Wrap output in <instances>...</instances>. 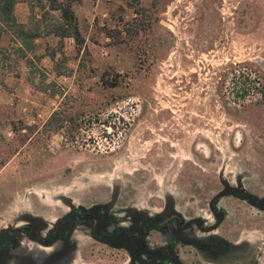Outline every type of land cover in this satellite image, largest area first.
<instances>
[{"label":"rangeland","instance_id":"1","mask_svg":"<svg viewBox=\"0 0 264 264\" xmlns=\"http://www.w3.org/2000/svg\"><path fill=\"white\" fill-rule=\"evenodd\" d=\"M73 8L80 52L42 36L18 68L0 70L3 90L13 89L0 109V225L22 212L53 215L35 210L109 185L156 206L167 197L202 206L227 180L264 195V0H76ZM14 13L27 25L41 16L25 0ZM222 202L247 209L234 213L262 234L264 212ZM86 248L74 264H129Z\"/></svg>","mask_w":264,"mask_h":264},{"label":"flooded vegetation","instance_id":"2","mask_svg":"<svg viewBox=\"0 0 264 264\" xmlns=\"http://www.w3.org/2000/svg\"><path fill=\"white\" fill-rule=\"evenodd\" d=\"M225 182L229 195L214 199L221 184L199 207L172 197L159 206L138 204L132 191L112 185L80 198L63 196L57 207L35 210L53 215L22 212L0 225V264H74L82 242L85 256L108 250L129 264H263L264 227L257 236L259 230L244 223L249 218L234 213L248 210H233L222 199L264 212V195L240 181Z\"/></svg>","mask_w":264,"mask_h":264},{"label":"trees","instance_id":"3","mask_svg":"<svg viewBox=\"0 0 264 264\" xmlns=\"http://www.w3.org/2000/svg\"><path fill=\"white\" fill-rule=\"evenodd\" d=\"M76 0H28L31 10L38 7L41 10L39 18L33 17V23L27 25L20 23L14 16V5L17 0H0V21L5 23L19 43L16 53L25 57L26 53H33L36 49L35 40L43 35H52L58 38L59 46L64 39L72 38L77 52L84 43L79 21L73 4ZM3 48L0 47L2 57ZM56 52L50 53L51 60L56 64ZM54 64L53 71L61 75L62 71Z\"/></svg>","mask_w":264,"mask_h":264},{"label":"crops","instance_id":"4","mask_svg":"<svg viewBox=\"0 0 264 264\" xmlns=\"http://www.w3.org/2000/svg\"><path fill=\"white\" fill-rule=\"evenodd\" d=\"M19 1H21V0H17V2L15 3V5H14V10H15V8L17 7V4L19 3ZM25 2H27L28 3V5L29 6H31V4H30V2H28V0H25ZM34 8H36V7H34ZM38 8V7H37ZM13 13H14V11H13ZM14 16H15V13H14ZM36 16H39V15H36ZM16 18V17H15ZM39 18V17H38ZM18 21V20H17ZM1 22V21H0ZM3 23V22H2ZM22 23H24V22H22ZM26 23V22H25ZM5 24V23H4ZM4 28V27H3ZM4 30H5V28H4ZM6 31V33L8 34V37H7V42H5L4 40H3V38H4V35L2 34V32L3 31H1L0 32V47H4V46H7L8 44H9V41L11 42V40H14L15 39V37H14V35H13V33L11 32V31H8V30H5ZM44 37H54V36H52V35H43ZM42 37V36H41ZM55 39H58L57 37H54ZM40 39V37L39 38H37L36 40H35V42H36V49H37V46H38V40ZM46 38H44V40H45ZM70 40V41H74L72 38H66V39H64V40ZM46 41V40H45ZM45 41H44V43H45ZM43 44V43H42ZM17 45L19 46V43H17ZM17 46V47H18ZM5 48V47H4ZM16 47L14 48V49H12L11 51H6V50H3V54H2V57H1V55H0V70H2V71H8V66H10L12 69H15V67L16 68H18L19 67V64H21L22 62H24V59H26V58H28V57H30V54L31 55H33L34 53H35V51L33 52V53H26V56L25 57H21V56H19V54L18 53H16ZM7 60L9 63H10V65H8V63L5 61V60ZM21 66V65H20ZM51 69H52V66H51ZM21 78V77H20ZM3 82V81H2ZM4 82H6V80L4 81ZM23 82L24 81H20V84L21 85H23ZM4 89V87H2V85H0V109L1 108H3V107H7L8 108V104H12L13 102L11 101V99H12V96H13V89H11L10 90V93H6V91L5 90H3ZM16 91L17 92H19V89L17 88L16 89Z\"/></svg>","mask_w":264,"mask_h":264},{"label":"water","instance_id":"5","mask_svg":"<svg viewBox=\"0 0 264 264\" xmlns=\"http://www.w3.org/2000/svg\"><path fill=\"white\" fill-rule=\"evenodd\" d=\"M222 183H223L224 188H223V190H221V191H220V192L214 197V199L219 198V197H223V196H226V195H229V194H230L229 191H228L229 187H227L226 182L223 181Z\"/></svg>","mask_w":264,"mask_h":264}]
</instances>
